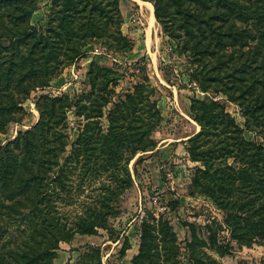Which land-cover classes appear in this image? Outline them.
<instances>
[{"label":"trees","instance_id":"obj_1","mask_svg":"<svg viewBox=\"0 0 264 264\" xmlns=\"http://www.w3.org/2000/svg\"><path fill=\"white\" fill-rule=\"evenodd\" d=\"M152 1L156 21L177 40V51L195 60L207 55L204 66L191 75L202 90L220 79L231 100L249 112L264 110V29L259 27L264 25V0H254L249 13L247 6L253 15L247 21L237 0ZM34 10L26 0H0V131L22 111L32 89L47 85L85 53L87 39L109 37V45L113 41L121 51L132 49L120 28L119 0H51L44 23L31 21ZM235 10L240 12L236 21ZM237 45L247 51L234 55L230 48ZM116 65L91 60L87 89L40 97L37 121L0 145V264H52L60 240L107 228L108 218L119 212L121 196L132 185L128 162L155 146L153 131L161 115L147 75L117 90L123 73ZM239 66L247 67V76L245 70L238 79L221 70ZM228 76L234 80L226 81ZM245 93L253 102L242 99ZM69 111L79 129L67 150ZM190 113L200 129L187 138L186 150L196 162L187 192L209 198L224 218L184 222L190 233L186 255L192 264H219L206 249L228 252L230 242L219 239L223 226L238 244L264 242V146L247 140L225 106L209 96L193 98ZM97 179L106 181L67 225L54 198L82 191ZM178 255L170 220L147 210L132 264H180Z\"/></svg>","mask_w":264,"mask_h":264},{"label":"rangeland","instance_id":"obj_2","mask_svg":"<svg viewBox=\"0 0 264 264\" xmlns=\"http://www.w3.org/2000/svg\"><path fill=\"white\" fill-rule=\"evenodd\" d=\"M148 1L153 6V1ZM238 1L243 4L242 13L244 21H247V17L253 16L247 14V6L249 13L254 0ZM50 4L51 0H26V7L35 6L31 21L35 23L39 20L44 23ZM119 9L122 16L120 28L130 38L132 49L121 51L115 47L113 41L109 45V37L87 39L82 47L85 52L82 56L65 65L47 85L30 91L21 104L22 111L15 113L12 120L0 131V145L13 139L19 131L29 129L37 121L36 101L40 97L62 93L72 95L87 89L86 71L93 59L108 67L117 64V70L123 73L117 90L125 89L147 75L155 88L151 98L157 101L161 115V120L153 131L155 146L137 152L129 160L132 185L121 196L119 212L108 218V227L99 228L92 234L76 233L68 241L60 240L52 264H132V257L137 253L140 241V223L147 210L170 220L179 245L180 264H192L186 255V239H190V233L184 222L197 221L204 224L212 218L223 220L224 212L216 208L209 198L203 195L191 196L187 192L191 171L196 164L189 158L186 150L187 138L200 129L199 123L190 113L191 102L193 98L209 96L222 103L241 128L243 136L263 146L264 110L256 107L250 113L239 100H231L222 89L225 82L220 79L208 90H202L191 75L193 69H201L204 66L207 55L195 60L189 52L177 51V40L168 35L161 23L155 19L152 25L148 24L147 12L142 4L135 6L128 0H119ZM235 11V17L232 18L236 21L240 12ZM168 23L177 27L173 21ZM259 27L264 29L263 24H259ZM235 47L236 50L230 48L234 55H239L243 49L247 51L241 45ZM242 57L247 59V55ZM221 70L227 72V75L233 73L236 79L241 77L244 70L247 76L245 66H239L234 71ZM231 79L234 80V77H226L228 82ZM262 91L264 97V86ZM251 96L245 93L242 99L251 103ZM78 129V118L73 111H69L66 128L69 141L67 150L77 137ZM101 179L86 184L82 191L69 195L61 194L54 198L59 214L67 225L82 214L85 206L93 201L98 187L106 181ZM219 239L222 242H230L227 253L219 255L206 249L219 264H264V242L238 244L230 238L225 226Z\"/></svg>","mask_w":264,"mask_h":264},{"label":"bare ground","instance_id":"obj_3","mask_svg":"<svg viewBox=\"0 0 264 264\" xmlns=\"http://www.w3.org/2000/svg\"><path fill=\"white\" fill-rule=\"evenodd\" d=\"M142 5H143V8H144L145 12H147L148 24L149 25H152L154 23V20H155L154 15H153V6H152V3L149 2V1H145V2H142Z\"/></svg>","mask_w":264,"mask_h":264},{"label":"crops","instance_id":"obj_4","mask_svg":"<svg viewBox=\"0 0 264 264\" xmlns=\"http://www.w3.org/2000/svg\"><path fill=\"white\" fill-rule=\"evenodd\" d=\"M128 1L131 2L132 4H134L135 6H137L138 4H142V2H145V1H148V0H142V1L141 0H128Z\"/></svg>","mask_w":264,"mask_h":264}]
</instances>
